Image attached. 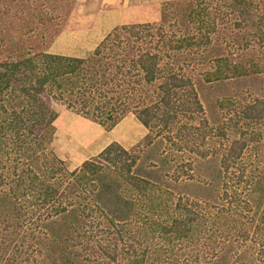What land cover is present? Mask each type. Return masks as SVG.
I'll use <instances>...</instances> for the list:
<instances>
[{"label": "trees", "instance_id": "1", "mask_svg": "<svg viewBox=\"0 0 264 264\" xmlns=\"http://www.w3.org/2000/svg\"><path fill=\"white\" fill-rule=\"evenodd\" d=\"M192 59L205 67L202 77L168 72V64L187 67ZM263 72L264 0H164L157 20L114 26L86 56L40 50L0 60V264H264V164L236 174V183L245 176L247 189L261 191L258 202L242 199L227 173L244 151L262 142L264 151V140L256 142L264 135V99L253 90L237 118H215L217 132H229L215 170L209 167L213 154L202 170L206 153L194 158L199 178L173 173L167 179L156 167L135 170L148 153L156 158L150 146L163 141L156 129L177 121L178 109H192L178 102L179 90L189 85L200 107L197 86ZM235 96L229 91L216 104L243 98ZM53 103L107 129L131 112L147 132L130 149L110 142L68 170L52 146ZM8 168L13 174L5 176ZM7 177L14 183L1 188ZM174 189L192 197L191 205L169 201ZM56 195L52 212L42 214ZM96 209L126 235L111 245L96 237L95 253L82 226L85 211Z\"/></svg>", "mask_w": 264, "mask_h": 264}, {"label": "rangeland", "instance_id": "2", "mask_svg": "<svg viewBox=\"0 0 264 264\" xmlns=\"http://www.w3.org/2000/svg\"><path fill=\"white\" fill-rule=\"evenodd\" d=\"M162 1L164 0L156 1V10L158 12ZM187 1L178 0L180 4H186ZM67 10V1L65 2V0H0V60L17 58L18 55H22L25 52L33 53L40 50L48 52V47L56 36V32L64 25L63 21ZM149 12L152 13V6L149 8ZM218 20L220 22V19ZM59 43L60 45H67L65 48L60 49L55 47L53 50L68 53L72 52L73 49V52L79 53L86 51H80L76 48L72 37L67 38L65 42L59 41L56 45H59ZM220 45L223 49L222 43ZM226 48L235 51L233 50L234 45L226 46ZM192 62L193 64H189L188 66L192 65L194 70L189 71L188 66L186 67L184 63L176 62L168 64V72L186 75L193 80L199 76L202 77L201 72L205 67L200 69L194 60ZM162 65L164 67V64ZM210 65L209 68L213 69L214 64ZM194 86L196 87V84ZM250 89L254 92L252 96L255 95L264 99V72L237 80L234 78H226L220 81L211 80L202 84L200 90L197 86L196 96L201 105L200 107L197 106V102L194 101L192 94L189 93V85L183 87L178 92L177 96H180L178 102H186L192 109L186 110L183 107L182 109H178L176 123L174 122L169 128L159 127V131L158 128L156 129V137H160L163 140L159 141V143L154 142V146H150L152 151L157 152L156 158L152 157L154 152L148 153L143 162H138L135 170L140 172L143 171L144 166L146 169H154L156 167L161 170L167 179L173 176V173L178 175V178L181 180L193 178L194 176H198V173L194 171V168L196 169L194 158L204 153H206L205 160L200 164L202 170H205L206 159L212 154L214 158L209 167L215 170L218 167L217 160L221 157L222 148L224 154L227 151V136L229 134L228 132L223 136L217 132L216 124L218 121L215 118L217 116H221L222 119H225V117L237 118L236 112L240 110L242 103L246 102L243 100L244 97H250V93H248ZM229 91L232 92L233 97L235 96V91L241 92L243 98L237 95L235 97L240 98L238 100L239 103H235V100L233 104L229 105V103H226L225 107L218 106L216 101L222 99ZM52 106L57 112L56 118L53 121L52 146L68 170L79 166L82 160L95 156L110 142H117L123 148L130 149L147 132V129L131 112L126 113L115 125L107 129L98 122L89 120L79 113L68 110L63 104L53 103ZM247 129L251 130L253 128L250 126ZM261 129L264 130V123ZM259 139L264 140V135L258 137L256 142H259ZM262 143L254 146V150L252 151L241 153L236 165L227 170L228 174L233 175L232 179L234 180V184L237 185L238 191H240V197L242 199L244 197L251 202L259 201L261 191L247 189L249 187L244 181L245 176L236 183V174L241 173L240 171H244L247 167L249 168L250 164L255 167L264 164V158L258 157L261 153L264 154L261 147ZM158 150H161L159 155ZM8 158L11 161L12 156ZM161 160H166V163L164 165L161 164ZM11 174L13 172L9 168L4 172L5 176H10ZM8 182L9 179L7 177L3 180L1 188L8 189L14 183ZM163 186L169 188L168 184H164ZM174 190L169 201L175 202L180 198V204L186 203L188 206L191 205L192 197L186 194L183 189ZM26 196L32 198L30 192H27ZM29 200L33 201L34 198L28 199V202ZM59 200V195L54 196L49 203L42 205L40 212L42 214L52 212L51 208ZM35 201L38 204L42 203L41 199H36ZM258 204H261V202ZM171 206H174V203L171 202ZM34 207H37L36 204L33 205ZM178 209L179 211H184L182 205ZM86 211L84 217L85 223L82 226L84 233L82 235L85 240L93 244L95 253L96 237L99 243H109L111 245L126 235L125 228L121 227L120 224L105 223L106 219L102 216L103 211L96 209L89 214ZM64 219L69 223L72 221V215H64ZM260 247L261 245L255 246V251H260L262 249ZM141 251L142 249L140 248L138 252ZM162 253L166 254L167 252L162 251ZM259 253L261 254V258L264 259V249Z\"/></svg>", "mask_w": 264, "mask_h": 264}, {"label": "crops", "instance_id": "3", "mask_svg": "<svg viewBox=\"0 0 264 264\" xmlns=\"http://www.w3.org/2000/svg\"><path fill=\"white\" fill-rule=\"evenodd\" d=\"M67 13L64 25L56 32L49 45L50 53L86 56L98 41L114 26L131 23L155 21L159 12L157 0H65ZM152 6V13L149 8ZM156 10V11H155ZM73 38L76 48L86 50L79 52H61L53 50L65 48L67 44L57 42ZM64 40V41H63Z\"/></svg>", "mask_w": 264, "mask_h": 264}]
</instances>
